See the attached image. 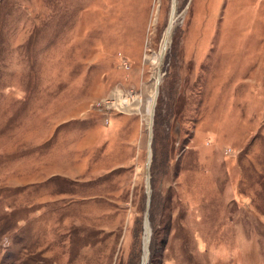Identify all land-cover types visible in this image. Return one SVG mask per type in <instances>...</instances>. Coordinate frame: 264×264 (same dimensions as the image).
Wrapping results in <instances>:
<instances>
[{
    "label": "rangeland",
    "instance_id": "rangeland-1",
    "mask_svg": "<svg viewBox=\"0 0 264 264\" xmlns=\"http://www.w3.org/2000/svg\"><path fill=\"white\" fill-rule=\"evenodd\" d=\"M146 215V264H264V0H0V264H142Z\"/></svg>",
    "mask_w": 264,
    "mask_h": 264
},
{
    "label": "bare ground",
    "instance_id": "bare-ground-1",
    "mask_svg": "<svg viewBox=\"0 0 264 264\" xmlns=\"http://www.w3.org/2000/svg\"><path fill=\"white\" fill-rule=\"evenodd\" d=\"M174 15H175V2H173V5L171 7V12H170V18H169V24H168V27L166 29V35H165V39H167V37H169L168 35L169 32H170V29L173 25V21H174ZM164 41V40H163ZM165 44H166V41L165 43L163 44V46L165 47ZM161 48V54H164L165 52V48ZM157 82H159V77L157 78ZM156 83V82H155ZM156 96V91L153 92L152 94V97ZM150 150V149H149ZM149 161H147L148 163ZM149 226L146 224V227H145V233H144V252H143V256H142V260H143V263L145 262L146 258H147V252H148V237H149ZM146 263V262H145Z\"/></svg>",
    "mask_w": 264,
    "mask_h": 264
},
{
    "label": "water",
    "instance_id": "water-1",
    "mask_svg": "<svg viewBox=\"0 0 264 264\" xmlns=\"http://www.w3.org/2000/svg\"><path fill=\"white\" fill-rule=\"evenodd\" d=\"M157 91H158V90H157V88H156V95H157ZM151 115H152V114H151ZM150 140H151V135H150V137H149V141H150ZM149 149H150V148H149ZM144 219H145L146 224L148 225L147 215L145 216ZM145 222H144V223H145ZM148 226H149V225H148ZM148 228H149V227H148ZM148 240H149V237H148ZM147 255H148V252H147ZM145 262H147V258H146ZM145 262H144V264H146Z\"/></svg>",
    "mask_w": 264,
    "mask_h": 264
}]
</instances>
